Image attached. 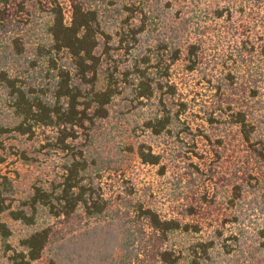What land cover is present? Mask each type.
Instances as JSON below:
<instances>
[{
    "label": "rangeland",
    "instance_id": "rangeland-1",
    "mask_svg": "<svg viewBox=\"0 0 264 264\" xmlns=\"http://www.w3.org/2000/svg\"><path fill=\"white\" fill-rule=\"evenodd\" d=\"M21 1L10 5L6 20L8 34L26 43L16 67L26 70L23 77L29 73L46 85V57L34 67L30 63L37 59V45L47 40L52 4L26 1L21 8ZM58 1L68 21L72 0ZM75 1L97 13L107 34L97 37L98 76L103 81L113 71L119 92L107 116L75 128L76 138H67L62 148L58 126L38 124L25 134L14 130L9 96L1 88L0 125L10 129L0 132V183H10L6 203L16 208L35 186L50 190L58 184L75 153L87 162L85 181L99 187L109 205L99 216L81 213L71 226H58L35 263L132 264L127 247L134 252L147 247L127 241L136 228L148 232L144 221H133L132 208L141 203L163 218L198 225L197 231L170 234L172 249L188 256L193 243L213 239L203 264H264V158L243 141L229 112L245 110L255 127L254 146H264V0ZM190 45L198 52L191 69ZM176 48L179 58L173 59ZM53 57L70 64L66 53ZM137 68L156 85L151 97L139 95ZM165 111L173 117L170 130L155 134L147 123ZM142 145L160 156L158 164L141 160ZM0 221L11 232L7 240L0 235V264H6V243L19 249L21 237L50 220L42 216L37 225L26 226L3 212Z\"/></svg>",
    "mask_w": 264,
    "mask_h": 264
},
{
    "label": "trees",
    "instance_id": "trees-1",
    "mask_svg": "<svg viewBox=\"0 0 264 264\" xmlns=\"http://www.w3.org/2000/svg\"><path fill=\"white\" fill-rule=\"evenodd\" d=\"M26 1L19 3L24 8ZM51 16L46 25L47 40L36 47L37 59L30 63L31 67L39 64L41 57H46V70L49 71L50 83L36 84V76L27 73L25 69L18 71L16 65L22 64L20 57L25 51V41L19 35L8 34L7 16L10 5L14 0H0V89L6 90L9 96V107L15 119L13 129L25 134L33 132L34 125H55L59 127L58 143L67 147V138H76L75 128L83 127L95 117H105L107 106L112 98L118 94V81L113 71L104 73L103 81L98 76L99 59L95 54L98 47V34H104L97 13L86 8L81 2L72 0L71 15L67 21L58 0H50ZM142 28V27H141ZM140 28V29H141ZM195 45L188 48V68H193L198 60ZM264 48V47H263ZM173 59L179 58L178 48L174 49ZM66 53L69 66L59 64L53 55ZM160 56H158L159 58ZM168 67L165 75H168ZM74 72L72 73V71ZM140 96L151 97L156 85H153L143 70L137 68ZM21 73L20 75L17 73ZM23 74V76H22ZM32 76V77H29ZM232 76V75H229ZM231 77V84L233 82ZM159 87L162 88V85ZM173 92V91H172ZM231 122L239 128L244 142L249 144L255 154L264 158V146L255 147L253 133L255 127L249 121L245 110H233L229 107ZM173 117L169 111L162 116L148 121V127L155 134L167 132ZM10 128L0 125V132ZM260 143V141H257ZM147 148V150H146ZM81 154V153H80ZM138 155L143 162L158 164L160 156L151 151L149 146H140ZM85 159L73 156L64 166L61 181L50 190L42 186H35L32 192L20 202V206L11 208L6 203L5 192L10 183L5 179L0 183V214L7 212L10 217L26 226L37 225L42 216L49 218V222L27 232L19 240V249L7 244L10 251L6 264H36L48 243L59 233L58 226H71L80 214L86 216L101 215L109 203L103 197L99 187L85 181L87 172ZM192 211L193 207H189ZM134 223L144 221L148 232L143 228H136L131 232L132 244L145 243V249L136 252L127 247L126 257L132 264H178L181 259H190V264L207 263L214 240L198 241L191 245L188 256L180 250L172 249L168 245L170 234L177 230L189 232L197 231V224L181 223L177 219L161 217L154 209L144 207L141 203L133 206ZM128 214V212H126ZM11 232L5 222L0 221V235L7 240ZM221 235V232H218ZM140 250V249H139ZM134 252V253H132ZM143 252L142 257L139 254ZM133 254V259L131 258Z\"/></svg>",
    "mask_w": 264,
    "mask_h": 264
}]
</instances>
